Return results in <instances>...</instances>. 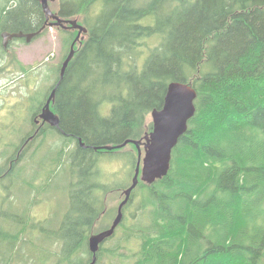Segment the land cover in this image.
I'll return each instance as SVG.
<instances>
[{
  "label": "trees",
  "instance_id": "trees-1",
  "mask_svg": "<svg viewBox=\"0 0 264 264\" xmlns=\"http://www.w3.org/2000/svg\"><path fill=\"white\" fill-rule=\"evenodd\" d=\"M54 5L64 21L82 16L88 31L76 42L77 31L56 28L62 57L52 72L54 86L28 94L24 124L0 133V264L32 263L24 249L37 247L34 234L59 247L46 248L51 264L56 258L90 264L91 236L102 233L101 222L104 231L110 227L124 200L111 207V196L120 199L132 187L140 153L144 158L137 144L121 145L135 141L145 149L152 113L162 108L172 83L196 90V114L172 153L169 173L148 185L140 172L123 222L106 244L118 237L117 243L100 247L98 264H264V0ZM46 22L41 0H0V59L9 50L4 33L34 34ZM72 46L74 57L50 105L60 119L52 128L40 115ZM14 62L17 77L34 73L33 66ZM107 106L111 115L104 117ZM25 160L36 176L49 165L68 167L69 207L57 231L54 217L33 216L39 202L33 192L47 189L35 175L29 193H13L17 184L25 187ZM114 161L122 165L115 180L99 168Z\"/></svg>",
  "mask_w": 264,
  "mask_h": 264
},
{
  "label": "rangeland",
  "instance_id": "rangeland-1",
  "mask_svg": "<svg viewBox=\"0 0 264 264\" xmlns=\"http://www.w3.org/2000/svg\"><path fill=\"white\" fill-rule=\"evenodd\" d=\"M48 7L52 13V15L58 17L62 20L57 14V7L54 5V2L48 0ZM49 23H56L55 20L49 19ZM66 23V27L72 28V23H75L78 27L84 28L83 17L80 16L71 21H64ZM49 26V25H48ZM62 29V28H60ZM78 32V41H84L86 37V33L80 32V30H74V32ZM46 34L43 38H40L32 44H27L24 42H14L10 43V51L5 53V58L0 59V133L4 131L7 127L16 124H22L23 120L26 117V110L24 108V102L27 101L30 96L28 94L40 90L44 92H49V89L55 82V77L53 75V70L57 69L61 57H62V44H61V36L57 29H52L47 27ZM54 54L55 56L51 58L49 61H46L47 58ZM14 58L18 59L24 65L33 66V72L29 73L21 78L17 77L20 73L17 71V65L14 62ZM12 78V79H10ZM18 116L15 114L16 109ZM24 108V109H22ZM51 111V109H50ZM111 113V107H105L102 109L103 116L107 117ZM152 122V118L150 120ZM24 124V123H23ZM26 130V129H25ZM53 144V142H52ZM140 150H145L143 145L139 146ZM132 151V150H127ZM14 158L13 153L10 155V158L6 161V163ZM121 161L114 162H104L100 164V169H102L108 173L113 180L120 179L122 176V168ZM5 163V164H6ZM23 165H26V174L21 178L25 183V187L21 184H17L15 188L13 187V193L17 190H23L26 194L30 192V187L32 184V179L34 175L36 176V172L34 173L32 170V165L29 161L25 160ZM68 167L60 166L58 168L49 165L44 172H38V175L35 178V182L37 184H41L43 186H47L46 191L43 193V189L39 188L38 192H33L32 199L34 196H37L38 205L33 209V216L38 221L45 222L46 219L54 217L53 223H55L54 231H57L60 228V223L63 219L65 212L67 211L68 205V185L70 182V177L68 174ZM118 173L119 177L114 175ZM16 178V175L9 177L7 181L12 182L13 179ZM39 186V185H38ZM16 189V190H15ZM112 201H110V206L113 205L116 207L123 200V197L119 199L118 196L112 195ZM24 202V199H23ZM110 207V208H111ZM102 231L104 225L101 222ZM96 232L100 231L99 227L96 228ZM34 240V243L37 247L28 246L25 251L29 252L35 259L32 260L30 264H51V260L49 261L46 256V248L50 252L56 251L59 247L56 245L53 248V245L50 241L44 239L43 236H38L34 234L31 236ZM118 238V237H117ZM117 238L110 241L108 244L109 247H113L117 243ZM28 254V255H29ZM80 258L84 259L83 254L79 255ZM54 263L60 264V260L53 259ZM109 264H121L119 260L111 259L105 260V263ZM63 263V262H62ZM104 262L102 264H105ZM29 264V263H28Z\"/></svg>",
  "mask_w": 264,
  "mask_h": 264
},
{
  "label": "water",
  "instance_id": "water-1",
  "mask_svg": "<svg viewBox=\"0 0 264 264\" xmlns=\"http://www.w3.org/2000/svg\"><path fill=\"white\" fill-rule=\"evenodd\" d=\"M51 1L55 2L56 0ZM41 2L47 18V22L41 31L34 34L4 33L3 40L5 48H7L9 41L13 39H25L27 43H30L35 36L42 33L47 27L73 30L78 29L80 32L87 33L88 30L85 27H78L75 23H72V28L66 27V23L63 22V20H60L58 17L52 15L48 7V0H41ZM49 19L55 20L56 23H49ZM77 39L78 37L76 38V42H79ZM73 57L74 50L72 46V50L61 69L60 81L52 91L50 98L48 99L47 104L40 115V119L43 124H48L53 128H59L60 119L50 111V105L52 100L55 98L56 91L64 79L66 70ZM196 99L197 92L193 87L179 83H172L168 86L162 108L160 110H155L152 113L153 129L152 132L146 137L145 157L142 161V153H140L137 169L133 178V185L125 191V199L119 206L117 216L115 217L112 226L107 231L91 236L89 240V250L93 254V260L91 264H97V254L100 250V246L115 234L116 229L123 221V208L128 204L132 191L139 184L141 161L143 162L141 180L148 185L153 184L168 174L173 150L178 145L180 138L187 132L188 123L196 113V107L194 105ZM133 142L134 144H137L138 147L140 146L138 142ZM128 143L129 142H126L125 145ZM83 148L86 147L83 146ZM104 149L111 151L114 148L106 147Z\"/></svg>",
  "mask_w": 264,
  "mask_h": 264
},
{
  "label": "bare ground",
  "instance_id": "bare-ground-1",
  "mask_svg": "<svg viewBox=\"0 0 264 264\" xmlns=\"http://www.w3.org/2000/svg\"><path fill=\"white\" fill-rule=\"evenodd\" d=\"M75 50V49H74ZM75 54V53H74ZM101 105V104H100Z\"/></svg>",
  "mask_w": 264,
  "mask_h": 264
}]
</instances>
